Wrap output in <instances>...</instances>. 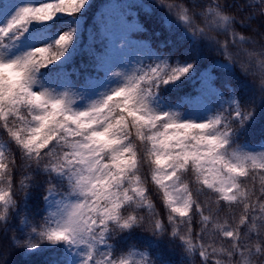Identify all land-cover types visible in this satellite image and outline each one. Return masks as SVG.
Returning <instances> with one entry per match:
<instances>
[{"label":"snow or ice","instance_id":"snow-or-ice-1","mask_svg":"<svg viewBox=\"0 0 264 264\" xmlns=\"http://www.w3.org/2000/svg\"><path fill=\"white\" fill-rule=\"evenodd\" d=\"M87 2L59 0L56 4L26 6L7 27L0 28V36L17 29L26 31L31 21L51 20L58 13H79ZM160 2L183 22L188 32L208 38V33L197 27L206 24L199 0H193L190 8L184 7L183 0H175L174 4L167 0ZM208 4L211 5V0ZM213 12L214 8L209 7L207 15ZM219 20L225 25L229 23L228 17L221 16ZM217 34L224 37L214 42L220 56H227L225 61L234 63L238 58L230 51L244 38L227 28ZM73 35L69 31L50 45L8 62L0 61V135L5 137L0 144V207H14L20 192L23 198L28 195L36 169L48 173L45 200L58 197L60 204L44 218L43 227L40 224L39 228L31 229L37 233L36 239L0 237V254L35 249L45 241L68 242L87 245L89 251L83 264H131V255L141 257L138 264H153L147 250L128 255L114 253L111 238L139 230L179 241L193 222L194 213L205 226L199 236L204 243L199 245L197 259L201 264H212L211 234L207 232L212 210H195L192 189L184 183V177L194 175L202 189L219 193L221 207L234 199L237 180L247 175L246 161L250 162L254 176L264 177V152L229 155L236 133L254 117V105L233 99L230 107L200 123L180 122L168 113L153 112L149 98L161 86L187 76L194 69L193 60L149 65L139 75L126 77V83L102 101L86 110H74L67 94L58 98L32 88L35 72L60 59ZM258 93L264 100V88ZM130 129H135V138H131ZM136 141L142 145V151ZM145 164L151 173L150 181L141 175ZM17 171L24 177L19 187ZM56 177L63 178L72 191L67 189L61 194ZM154 191L162 193L159 204H153ZM74 194L78 199L69 201ZM223 231L228 233L224 236L226 241L240 243L236 231L230 227ZM185 244V250L191 253L195 245L191 240ZM102 246H107L104 251H100ZM98 255L102 259H97Z\"/></svg>","mask_w":264,"mask_h":264},{"label":"trees","instance_id":"trees-1","mask_svg":"<svg viewBox=\"0 0 264 264\" xmlns=\"http://www.w3.org/2000/svg\"><path fill=\"white\" fill-rule=\"evenodd\" d=\"M37 1L0 0V28L7 27L20 9L26 6H37ZM49 1L52 4L59 2V0ZM112 3L116 5L127 3V8L130 10L128 18L133 25L129 27L127 38L135 41L134 44L131 43V50L135 51L127 68H124V65L118 62V58L113 56L115 48L112 36L102 30L101 21L97 19V13ZM211 4H213L212 0ZM69 18L80 19L81 29L74 33L67 51L60 59L35 72L33 89L39 88L40 91H47L55 97L58 95L63 97L62 94L66 93L72 100L71 107L74 110H86L88 106L80 109L77 103L79 100H84L83 94L93 80L100 82L115 76L123 79L121 85L123 86L126 83V77L133 74L139 75L140 70L149 65L161 63L174 65L191 63L194 60V69L187 76L161 86L157 94L149 98L150 109L157 114L173 115L180 122L200 123L207 121L218 111L230 107L233 99L252 104L255 107V115L236 133L232 144L239 145L247 152H264V100L260 99L256 86L241 74L235 64L225 61L227 56H220L214 42L203 37L198 38L188 32L175 14L172 15L163 6L157 5L155 0H88L79 13H58L51 22L31 21L26 31L17 29L0 36V61L8 62L14 48L26 44L34 34L47 28L50 33L48 45L52 44L60 36L59 24ZM228 38H231L230 35ZM219 39L223 40L224 37L221 35ZM28 52L21 48L17 58ZM230 54L240 59L236 48L232 49ZM108 60L112 65L111 69L105 66ZM62 76L66 78L63 86L58 79ZM116 89L107 91L102 100ZM201 92H203L201 104L196 103L195 107L189 111V102ZM203 106L204 113H202ZM195 108L199 109L196 117L183 118L184 114L193 113ZM130 133L131 138H135V129H130ZM1 142H5L3 135H0ZM136 143L142 151V145L139 141ZM141 175L151 180L147 164L142 168ZM33 176L34 182L30 192L19 200L11 214V220L4 221L8 227L0 232V237L5 240L11 237L12 232L16 233V239H36L37 233L31 232V229L39 228L40 224L43 227L42 221L50 212H53L49 208V200L50 198L58 199V197H50L48 200L44 198L48 173L36 169ZM23 179L24 177L17 171V187ZM55 183L59 188L67 190L66 181L63 178L56 177ZM255 183L258 187L259 177ZM19 196L23 197V193L20 192ZM161 196L162 193L154 191L153 204H159ZM70 198L78 199V196L74 194ZM156 210L160 212V207ZM21 216H23L22 223ZM166 218L167 209L163 214V219L166 220ZM199 227L197 216L193 221L194 236L199 232ZM30 233L31 237H29ZM111 239V250L116 254L128 255V253L147 250V255L153 264H189L188 257L182 251L183 242L172 237L163 239L136 230L120 233ZM106 247L102 246L100 251H104ZM88 251L86 244L45 241L35 249H16L15 253L11 254L9 264H83ZM97 259L102 257L98 255ZM129 260L131 264H138L141 257L131 255Z\"/></svg>","mask_w":264,"mask_h":264},{"label":"clouds","instance_id":"clouds-1","mask_svg":"<svg viewBox=\"0 0 264 264\" xmlns=\"http://www.w3.org/2000/svg\"><path fill=\"white\" fill-rule=\"evenodd\" d=\"M155 2L162 6L160 0H155ZM199 2L203 5L206 24L197 25V27L208 33L207 40L211 42L217 41L219 39L218 31H223L225 28L230 33L234 32L242 36L243 42L238 43L236 47L240 59H236L233 64L256 86L257 90L264 88V0H215L214 5H209L208 0H199ZM167 3L174 4L175 0H167ZM183 4L185 8H190L193 0H183ZM163 7L168 11L166 6ZM209 7L214 8L211 16L207 15ZM221 16L229 18L227 25L219 20ZM253 20L256 23H252ZM244 28H247L248 31L241 30ZM233 152L245 153L247 151L237 144H232L229 155ZM245 165L247 175L237 180L234 199L225 202L223 207L220 205L219 193L207 192L202 189L194 175L184 177V183L191 185V197L196 203L195 210L200 211L203 208L212 210L210 224L207 226V232L211 234L210 259L212 264H264V177L254 176L250 162L246 161ZM257 177H259L258 187L256 183L253 184V180L256 181ZM47 187L46 184L45 189ZM66 188L68 191H72L67 183ZM57 190L61 194L64 192V189L58 186ZM22 199L23 197L17 199L15 206ZM15 206L0 207V232L7 229L8 225L4 221L11 220ZM196 217L193 213L192 220L194 221ZM246 220L247 224H245ZM22 222L23 216H21ZM199 225L196 239H193L192 236L194 231L192 222L187 226L183 239L179 240L184 244L182 251L188 257L189 264H201L197 259L198 248L204 241H201L199 236L205 230V226L201 225L200 218ZM225 227H230L231 230L237 232L240 239L239 244L235 240L230 243L224 239V236L228 234L223 231ZM15 235V232L11 233V236ZM188 240H191L195 245L191 253L185 250V241ZM10 257V252L0 254V264H9Z\"/></svg>","mask_w":264,"mask_h":264},{"label":"rangeland","instance_id":"rangeland-1","mask_svg":"<svg viewBox=\"0 0 264 264\" xmlns=\"http://www.w3.org/2000/svg\"><path fill=\"white\" fill-rule=\"evenodd\" d=\"M46 3H51V2L49 0H38L37 6ZM129 14H130V10L127 8V3H122L120 5H116L115 3H112L105 6L100 12L97 13V19L101 21L102 30L110 33V35L112 36V42L115 48L114 50L115 52L113 56L118 58V62L124 65L123 66L124 68H127L128 66L127 64H129L130 61L132 60L133 52L135 51V50H131V43L134 44L135 41L127 38L129 27L133 25L128 18ZM53 19L54 17L48 21L51 22ZM81 25H82L81 20L77 18H69L67 20H63L59 24V29H58L59 34L61 35L64 33H68L69 31L75 33L76 31H79L81 29ZM49 41H50L49 31L38 33L32 36V38H30L26 44H21L20 46L14 48L9 55L8 61L16 59L21 48H23L25 51H31L41 46L48 45ZM105 66L107 69H111L112 65L109 62V60L106 61ZM58 79L62 83L61 86H63L66 81V78L62 76L59 77ZM122 84H123V79L115 76H111L109 79L105 81H100V82L91 81L90 87L83 94L84 100H79L77 104L79 105L80 109H84L87 106L90 107L93 103L101 101L104 94L107 91L116 89ZM33 91L41 92L39 88H34ZM65 94L66 93H63L62 96H64ZM202 95L203 92H201L197 97H194V99L191 102H189L190 105L189 111L192 109V107H195L196 103L201 104ZM202 110H203L202 113H204L205 112L204 106L202 107ZM198 112L199 109L195 108L193 113L184 114L183 118H187V116L196 117L198 115ZM0 144L3 143L1 142ZM68 199L69 201L72 202L76 200L70 197ZM59 207L60 204L58 203V199L50 198L49 200L50 210L56 211Z\"/></svg>","mask_w":264,"mask_h":264}]
</instances>
